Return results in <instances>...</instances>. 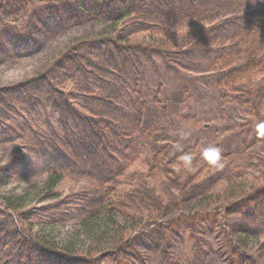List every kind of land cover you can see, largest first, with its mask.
Returning a JSON list of instances; mask_svg holds the SVG:
<instances>
[{"label": "trees", "instance_id": "16d2710c", "mask_svg": "<svg viewBox=\"0 0 264 264\" xmlns=\"http://www.w3.org/2000/svg\"><path fill=\"white\" fill-rule=\"evenodd\" d=\"M163 1L11 0V11L0 7L3 23L0 25V58L12 56L16 48L11 45L16 39L23 38L27 43L34 41L41 47L45 35L52 33L55 26L83 22L98 25L60 49L36 81L18 85L19 88L12 91L20 93L24 107L36 101L43 107L44 115L48 111L52 114V120L45 122L47 130L38 129L45 134V141L42 139L41 144L50 146L46 151L49 158L39 153L37 163L31 166L34 171L31 167L28 169L44 177L42 186L16 196L0 197V210L15 216V226L25 239L23 243H16L26 249L23 250L25 259L19 264H39L34 253L46 251L57 253L60 264H97L95 259L99 256L126 264L125 261L133 256L130 251L133 244L142 243L144 238L153 234L161 236L170 232L174 239H178L183 230L193 234L194 227H218L221 235H229L225 231L228 217L239 213L243 217L247 211L252 216L257 212L264 213V183L251 185L243 174L245 164L236 163L234 153L222 154L224 165L215 169L204 162L197 145L186 146L184 151L192 152L194 156L191 170H186L179 160L180 152L166 161V147L153 146L154 128L144 123L139 75L128 78L126 68L131 63L137 66L134 68L138 72L146 56H156L164 62L173 59L179 53L168 44L177 38L169 36L170 32L166 34L172 30L168 25H177L176 29L186 28L187 23L204 22L213 12L212 7H204L199 0H168L165 5L168 10L161 6ZM232 1V5L242 2ZM205 28L200 34L196 33L194 39L188 33L182 35L181 42H192L191 45L201 47L214 45L213 48L217 49L212 50L208 67L222 71L216 85L221 92L220 115L223 121L224 107L229 101L236 100L244 109L249 108L251 100L254 101L263 81L260 77L264 71V53L258 46L253 25L231 36L217 25L209 24ZM34 33L40 34L39 40L34 38ZM113 55L114 60L111 59ZM63 84L66 88L60 87ZM30 88L35 96L29 94ZM135 103L139 111L134 120ZM5 107L12 108L3 103L0 109ZM260 121H264L260 115L253 121V143L256 139L257 142L264 140L256 128ZM29 123L33 129L43 124H32L30 120ZM79 133L85 135L83 143L69 138L71 134V138L78 139ZM69 147L83 153L69 155ZM148 147L153 151L151 165L146 160ZM251 147L243 150L240 156L247 154ZM137 161L145 164L144 168L133 167ZM170 164H177L179 172L168 168ZM194 168L196 171L214 168L215 176L226 174L230 182L222 191H211L210 183L195 181ZM66 173L86 180L87 187L82 191L86 193H79L72 201L60 197L57 206L61 208L56 209L60 211L58 216L41 214V220L37 218V221L48 225H41L40 230L37 228L34 232L23 231L19 215L26 209V201L56 199L59 196L57 187ZM143 174L148 180L159 179L164 186L168 185L165 189L168 198L157 196V199L155 194L150 195L152 185L143 180ZM217 180L222 179L217 177ZM50 208L40 210L46 213ZM170 209H173L172 213L166 214L165 211ZM65 213H69L68 217L76 228L59 240L53 233L54 226L49 225L61 222ZM33 220L27 222L34 224ZM246 222L249 221L245 220L243 227H231L251 235L264 230V224L254 229ZM239 241L235 240L234 245L242 244L243 239ZM262 247H257V251ZM8 254L11 259L15 256ZM75 255L82 257L71 258Z\"/></svg>", "mask_w": 264, "mask_h": 264}, {"label": "rangeland", "instance_id": "374dc122", "mask_svg": "<svg viewBox=\"0 0 264 264\" xmlns=\"http://www.w3.org/2000/svg\"><path fill=\"white\" fill-rule=\"evenodd\" d=\"M9 1L11 0H0V7L11 11L13 8ZM199 2L204 7H212L213 10L204 22L187 23L186 28L180 29H176L177 25L175 27L174 24L168 25L172 27V30L167 31L166 34L170 32L169 36L174 39L179 38L178 41H176L177 39L170 40L168 46L171 49H177L176 53L179 54L166 61L167 63L156 56H146L143 58L142 66L138 67V72L134 68L137 66L130 63L126 68V76L132 78L135 74L139 75L145 109L144 123L154 128L153 146L166 147V161L177 152L175 148L177 142L182 143L184 147L195 144L198 146L197 151L199 152L202 147L215 145L222 150V154L234 153L233 158L236 163L243 162L246 166L243 169V174L247 181L254 186L260 185L264 183V140L257 142L256 139L253 143L255 136L253 121L258 118V115L264 118V71L260 77H263L261 88L254 101H250L249 108L244 109L236 100L229 101L224 107L225 119L222 121L220 115L221 92L216 85L222 71L208 67L212 58V50L216 51L217 49L213 48L214 45L201 47L191 45L192 42L185 44L184 41L181 42V39L182 35L185 36L187 33L194 39L196 33L200 34V31L206 29L205 27L209 24L217 25L229 36H231L230 34L235 35L240 32L239 30L245 31L248 26L253 25L258 46L264 53V0H242V2L239 1L233 5L231 4L234 3L232 0H199ZM163 3L161 6H165L168 0H164ZM165 9L168 10L167 6ZM212 19H214L213 22H211ZM2 24V20H0V25ZM97 26L95 23L87 22L55 26L52 33L48 32L45 38L41 36L44 38L41 47H38L34 41L27 43V40L23 38L16 39L15 44L11 45L16 48L12 56L0 58V106L7 103L12 107L0 109V197L16 196L23 191L31 192L40 188L44 177L34 174L28 169L32 164L37 163L36 158L39 153L41 155L44 153L47 158L46 151H49L47 148L50 147L41 144L42 139L45 141V134L40 131L47 130L45 122L52 120V114L48 111L44 115L43 107L36 101L30 102V105L24 107L20 93L18 91L12 93V91L19 88L18 85L36 81L43 68L50 62L49 60L55 59L60 49L72 42L73 39L78 38L80 34L87 33ZM190 31L193 33H189ZM39 35L33 34L36 40H39ZM114 57L113 55L111 59L114 60ZM39 86L43 88L41 83ZM60 87L66 88L64 84ZM37 88L39 87L37 86ZM7 90L9 93L6 92ZM31 91L30 88L29 94L35 96ZM134 108L135 116L133 117L135 120L139 106L135 103ZM29 120L32 124L36 122V125L41 122L43 124L33 129L29 127ZM182 131H188L191 135L182 140L179 136ZM71 136L70 134V139L79 143L86 140L83 133L77 135L78 139L71 138ZM252 145L253 147H251ZM247 147H251L248 150L249 153L240 156V153ZM70 149H68V154L72 156H75V153L80 155L83 153V151L77 152L78 150L75 148ZM146 149V160L151 165L153 151L150 147ZM204 162L206 163V161ZM148 163L147 167H149ZM144 166L145 164L140 161L133 164V167L137 169H142ZM198 166L200 167V165ZM72 167L73 165L68 168ZM74 167L79 168L80 166L74 165ZM168 168H174L175 172H179L180 169L177 164H170ZM214 168L216 169V167ZM214 168L209 171L202 169L196 171L194 168L196 171H193L196 174L195 181H206L205 184H211V191H222L227 188L230 181L226 179V174L215 176ZM31 170L34 171L33 167ZM217 177L222 180H217ZM142 178L149 183V186L152 185V188L150 186V195L155 194L156 198L157 196L168 198L167 190L165 191L168 189V185L164 186L159 179L148 180L146 174H143ZM86 187V180L77 175L66 173L57 187L59 196L56 199L44 201L28 199L26 201V209L22 210L19 215L22 230L34 232L37 228L40 230L41 225H48L37 221V218L38 220L42 218L41 214L43 216L44 214L58 216L60 211L56 209L61 208L57 206L61 201L60 197L64 196L63 199L68 198L71 199L70 201L75 200L79 193H86V191L82 192ZM48 206H51L50 212L42 213L44 210L40 209ZM172 211L173 209L166 210L165 213H172ZM252 212L254 211L252 210ZM68 215L69 213H65L66 219L63 218L61 222L49 225L50 227L54 226L53 233L57 234L59 240L76 228L75 223L69 219ZM14 217V215L10 216V213L0 210V263L3 262V264H19L23 263L25 259L23 250L26 249L20 247V244H16L25 242V239H22L19 228L15 226ZM32 218L34 224L28 223L27 221ZM245 220L249 221L246 224L258 229L260 228L259 224H264V213L261 211L252 216L250 211H247L243 217L240 213L228 217V228L225 231L229 232V235L226 233L221 235V230L218 227L214 229L194 227V230H191L193 234L183 230L178 239H174L170 232L161 234V236L153 234L144 238V242L133 244V247L130 248L133 256L125 262L126 264H264V245H261L264 244V230H258V234L251 235L231 227H243ZM239 232L243 234L239 236ZM189 235H192V238H189ZM242 239V244L234 245L235 240L241 241ZM259 246L263 247L257 251ZM8 253L15 256L12 255L11 259ZM34 254L39 264H60L57 253L46 251V253L35 252ZM80 256L82 257V255H75L71 258L76 259ZM109 258L99 256L95 260L97 264H121L119 261Z\"/></svg>", "mask_w": 264, "mask_h": 264}, {"label": "clouds", "instance_id": "9594fccd", "mask_svg": "<svg viewBox=\"0 0 264 264\" xmlns=\"http://www.w3.org/2000/svg\"><path fill=\"white\" fill-rule=\"evenodd\" d=\"M257 132L264 136V121H260L256 125ZM191 135L188 131H182L179 133V136L181 139H187ZM175 148L177 152H180L181 155L179 156V160L183 164L186 170H191L192 164H193V153L189 151H184V146L182 143L177 142L175 144ZM199 155L202 157L204 161L207 162L208 165L216 167V168H222V150L215 145H208L206 147H202Z\"/></svg>", "mask_w": 264, "mask_h": 264}]
</instances>
